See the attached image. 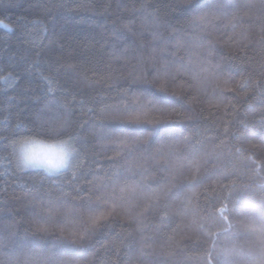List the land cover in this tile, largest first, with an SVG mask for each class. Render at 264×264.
Segmentation results:
<instances>
[{
  "label": "trees",
  "instance_id": "1",
  "mask_svg": "<svg viewBox=\"0 0 264 264\" xmlns=\"http://www.w3.org/2000/svg\"><path fill=\"white\" fill-rule=\"evenodd\" d=\"M0 19V135L58 113L75 148L49 173L0 143V264H264V0H0ZM164 62L183 70L161 86Z\"/></svg>",
  "mask_w": 264,
  "mask_h": 264
},
{
  "label": "snow or ice",
  "instance_id": "2",
  "mask_svg": "<svg viewBox=\"0 0 264 264\" xmlns=\"http://www.w3.org/2000/svg\"><path fill=\"white\" fill-rule=\"evenodd\" d=\"M144 7L145 8L148 7V4L145 3ZM0 25H3L5 28H9V25L3 19H0ZM157 26H159V22L158 21H157ZM126 27H127V25H126ZM153 39L154 40H159L160 37L158 35H156L155 33H153ZM174 47H176L177 49L182 48V47H184V42L181 41V40H177L175 45H174ZM168 51H169L168 44H167V42H164V43H162L159 46V48L154 47L152 49L153 58H155L156 55H160L161 57H163V55L165 53H167ZM172 55H175V53H172ZM182 70H183L182 66H177L175 68V70L172 71V70L169 69L168 63L164 62L161 65V70L158 73V77L161 79V86H166V84H167V82L169 80H175L176 74L181 72ZM56 71H58V69H56V68L51 69V73H53V74ZM39 76H40V78L43 81H45L48 84V86H49L48 87V91L51 92V91L55 90L54 87H52L53 84L55 83L52 74L45 75L43 72H39ZM9 99H11V98H9ZM73 99H75L74 96H73ZM67 103H68L67 100H65L64 101V105H60L58 101L53 100V101H49L45 105V107L48 109V111L56 113V109L58 107H66ZM81 103L83 104V102H81ZM7 107H10V106H6V110H7ZM88 110L90 111L91 109H88ZM82 111H83V108H82ZM138 112H139V109H138ZM56 115H57V118L55 120L49 121V120L43 119V117L38 114L37 115V121H39V124L34 123V127L33 128L26 129L27 131L32 132L33 134L32 135H28V136H23L19 140L13 139L11 135H0V143H3L5 145V151H7L8 147H11L12 151L8 153L9 156H12L15 159H18V161H19V163L17 164L18 168H20L21 165L24 168H27V167H30V166L31 167H35V165L31 163V161L28 159V157L26 155H22V154L19 153V156L16 157L15 153H16L17 146L19 147L22 144H40V143H43V140L35 138L36 135L46 134V135H49V136H52V135L59 136V135L68 134L69 135V139H74V137H72L68 133V128H67L68 121H67V119H65L62 116H59L58 113H56ZM17 121L18 122H17V124L15 126L17 129L24 127V125H22L19 122V116L18 115H17ZM130 122L139 123L140 120L137 117L135 120H132ZM36 127L40 128L39 132H35L34 131V128H36ZM81 127H82V125H81ZM12 134L15 135L16 133L13 132ZM133 139H135V138H133ZM61 142H63V141H61ZM49 171H52V170L49 169ZM121 191H123V190H121ZM107 203H108V201L105 200V204H107ZM114 211H115V205H113V208H112V212H114ZM220 211H221V213H223L224 209L222 208ZM112 212H109L108 215H112ZM106 219H107V217L105 215H100V216H96V217H90V224L92 226H98L101 221L106 220ZM224 231H227V229H225ZM210 235H215V234H210ZM81 239H83V237H81ZM231 252H232L231 249H226L224 251L225 257L227 258L228 256H230Z\"/></svg>",
  "mask_w": 264,
  "mask_h": 264
},
{
  "label": "clouds",
  "instance_id": "3",
  "mask_svg": "<svg viewBox=\"0 0 264 264\" xmlns=\"http://www.w3.org/2000/svg\"><path fill=\"white\" fill-rule=\"evenodd\" d=\"M63 141V142H61ZM75 148L68 140H43L40 144H22L19 153L26 155L36 167L57 170L71 163Z\"/></svg>",
  "mask_w": 264,
  "mask_h": 264
},
{
  "label": "rangeland",
  "instance_id": "4",
  "mask_svg": "<svg viewBox=\"0 0 264 264\" xmlns=\"http://www.w3.org/2000/svg\"><path fill=\"white\" fill-rule=\"evenodd\" d=\"M40 169L39 167H27V168H25V169ZM42 169V168H41ZM63 168H61V169H57V170H52V171H49V170H45V169H43V170H45L46 172H49V173H57V172H59V171H61Z\"/></svg>",
  "mask_w": 264,
  "mask_h": 264
}]
</instances>
